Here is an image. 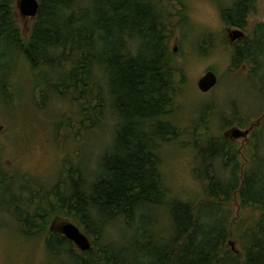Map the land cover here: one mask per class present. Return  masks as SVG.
Here are the masks:
<instances>
[{
  "label": "trees",
  "instance_id": "trees-1",
  "mask_svg": "<svg viewBox=\"0 0 264 264\" xmlns=\"http://www.w3.org/2000/svg\"><path fill=\"white\" fill-rule=\"evenodd\" d=\"M38 1L33 29L23 38L14 0H0V100L22 104L26 78L40 114L57 101L73 106L70 121L63 116L55 123L56 137L61 129L95 133L109 118L116 126L92 179L71 167L49 189L22 184L15 191L14 177L0 163V200L11 199L0 201V208L20 226L17 231L44 240L50 255L67 264H264V116L251 126L237 108L230 116L215 108L189 130L171 120L187 83L171 46L191 25L188 0ZM256 5L235 0L220 12L223 24L246 32ZM254 32L231 47L232 69L247 65L251 79L264 70V24ZM13 60L18 69L11 68ZM19 70L20 84L11 80ZM248 126L252 157L244 166L226 131ZM187 135L200 191L184 200L171 194L162 169L165 146ZM163 210L168 221L158 231ZM56 221L75 223L92 250L80 253ZM116 222L132 232L129 241L106 242V230Z\"/></svg>",
  "mask_w": 264,
  "mask_h": 264
},
{
  "label": "rangeland",
  "instance_id": "rangeland-1",
  "mask_svg": "<svg viewBox=\"0 0 264 264\" xmlns=\"http://www.w3.org/2000/svg\"><path fill=\"white\" fill-rule=\"evenodd\" d=\"M19 1L14 0L13 14L23 38H27L35 21L21 15ZM84 2L89 3L88 0ZM195 2L196 0L187 1V17L191 25L180 30L171 46L173 51L177 48L174 54L178 63L184 67L187 80L186 85L179 90L172 123L183 130H189L201 124L202 113L213 116L215 108L224 111L221 114L226 116H230L232 108H237L243 115L240 114V117L244 120L251 119L248 125L261 123L264 116V70L258 74L259 78L252 80L247 65L237 71L232 69L231 47L235 43L230 42L229 31L233 29H227L223 24L221 31L213 33L194 25L190 13L194 10L192 5ZM213 2L220 13L223 8L231 7L235 0ZM248 22L246 35L252 38L256 27L264 24V0H257L256 10ZM207 37L210 38L211 44L206 41ZM200 47L203 48V53ZM218 50H222L223 55L210 61L209 57ZM7 58L8 56L3 62H6ZM14 63L13 60L11 68L18 69V63ZM209 70L217 74L219 83L213 91L203 94L198 90L197 83ZM23 77L24 74L19 70L18 75L15 73L11 80H17L16 83L20 84ZM25 83L28 88L20 86V90L25 92L22 104L7 106L0 100V128L3 127L0 132V163L9 175L14 177L15 191L22 184L49 189L60 180L59 177L68 174L71 167L81 170L88 179L94 178L101 155L113 139L116 126L113 120H103L95 133L80 131L72 135L70 131L61 129L62 133L59 132L56 137L55 123L61 121L63 116L70 121L75 113L73 106L57 101L50 109L40 114L39 108L36 109L31 101V84L26 78ZM239 129L245 131L249 126ZM230 132L231 129L227 130L226 136L234 141L230 139ZM190 137L187 135L166 145L163 154L162 173L166 184L173 196L184 200L197 198L200 191L193 176L196 151ZM252 138L251 135L249 143H246L247 139L235 140L244 166L250 164ZM66 187H71L70 176ZM0 201L9 203L11 199L3 196ZM159 216L161 226L158 231H162L167 225L168 215L163 210ZM19 227L13 218L0 208V264H67L66 259L50 255L44 240L23 236L17 231ZM130 238L132 232L127 231L123 222L110 224L105 234L106 242L111 244H121Z\"/></svg>",
  "mask_w": 264,
  "mask_h": 264
},
{
  "label": "water",
  "instance_id": "water-1",
  "mask_svg": "<svg viewBox=\"0 0 264 264\" xmlns=\"http://www.w3.org/2000/svg\"><path fill=\"white\" fill-rule=\"evenodd\" d=\"M19 11L24 18L35 19L40 10V4L38 0H20L19 1ZM245 38V34L241 29H233L229 31V39L231 43H236L239 40ZM177 52V48L174 50ZM219 83V79L217 74L209 70L202 76L198 83V90L207 94L213 91ZM3 130V127L0 128V132ZM250 135V130H242L239 128H234L230 132V139L239 140V139H247ZM54 226H57L58 232L65 237L67 240L71 241L77 250L80 253H88L92 250V243L89 237L73 222H55ZM229 246L232 251L239 255V251L237 250L236 244L232 241L229 242Z\"/></svg>",
  "mask_w": 264,
  "mask_h": 264
},
{
  "label": "clouds",
  "instance_id": "clouds-1",
  "mask_svg": "<svg viewBox=\"0 0 264 264\" xmlns=\"http://www.w3.org/2000/svg\"><path fill=\"white\" fill-rule=\"evenodd\" d=\"M192 7L194 10L190 16L194 25L213 33L222 30L223 22L213 0H196ZM220 55H223L222 50L213 53L209 60H215Z\"/></svg>",
  "mask_w": 264,
  "mask_h": 264
},
{
  "label": "flooded vegetation",
  "instance_id": "flooded-vegetation-1",
  "mask_svg": "<svg viewBox=\"0 0 264 264\" xmlns=\"http://www.w3.org/2000/svg\"><path fill=\"white\" fill-rule=\"evenodd\" d=\"M252 14H254V13H252ZM243 32L245 34V38L242 39V40H247L249 37L246 35L247 33L245 31H243ZM253 34H255V33H253ZM248 130H250V135L248 136V138H247L248 141L246 143H249V140H250V137H251V134H252V129H248Z\"/></svg>",
  "mask_w": 264,
  "mask_h": 264
}]
</instances>
